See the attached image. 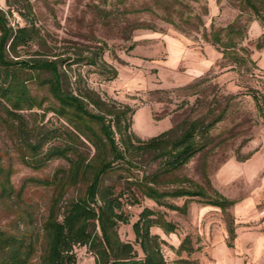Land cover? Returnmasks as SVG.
<instances>
[{
	"label": "rangeland",
	"instance_id": "obj_1",
	"mask_svg": "<svg viewBox=\"0 0 264 264\" xmlns=\"http://www.w3.org/2000/svg\"><path fill=\"white\" fill-rule=\"evenodd\" d=\"M11 1H17L22 14L12 10L9 23L35 25L46 41L22 49V57L36 53L70 57L71 72L81 73L82 79L76 82L73 77L66 86L74 91L88 86L105 100L129 105L134 111L132 131L140 138L147 140L174 125L181 130L185 121L196 117L209 121L225 113L211 131V144L177 175L205 186L208 177L213 189L236 201L229 209L236 232L233 246L227 244V217L219 207L195 199L189 202L187 212L181 213L140 195L131 182L156 169L157 162L148 156L139 157L130 171L121 166L105 178V184L125 192L129 223L120 225V238L134 243L132 225L148 207L177 226L170 234L152 228L166 243L167 264H236L238 260L264 264V26L251 6L242 0ZM251 1L264 15V0ZM0 9L9 11L7 0H0ZM234 22L238 31L231 38L238 43L236 52L244 60L242 64L235 62L234 50L223 56L204 36H210L212 29L220 30L227 41L228 25ZM100 48L104 49L103 59L118 71L114 79L104 73L100 62L95 66L73 62ZM30 87L34 94L46 93L33 83ZM24 114L37 123L43 111ZM48 119L67 126L53 113L45 121ZM83 142L80 149L91 159L94 148ZM0 167L10 170L12 187L9 195L0 188V229H24L30 223L40 226L48 215L54 189L41 181L69 169V162L56 159L41 169L26 166L0 125ZM84 185L81 182L68 189L64 206L83 193ZM132 193L139 201L136 204H132ZM185 200L171 198L168 202L182 206ZM185 237L195 251L177 254ZM74 252L76 264H95L87 247L76 246ZM32 264H41L39 256Z\"/></svg>",
	"mask_w": 264,
	"mask_h": 264
},
{
	"label": "trees",
	"instance_id": "obj_2",
	"mask_svg": "<svg viewBox=\"0 0 264 264\" xmlns=\"http://www.w3.org/2000/svg\"><path fill=\"white\" fill-rule=\"evenodd\" d=\"M242 1L251 6L264 26L259 7L251 0ZM16 2L7 0L9 11L0 9V125L26 166L41 169L52 160L64 159L70 167L56 172L53 179L41 181L54 189L48 215L40 226L30 223L24 229H0V264H32L38 256L41 264H76V246L87 247L95 257V264H167L163 252L166 243L152 233V228L159 227L170 234L176 231V224L163 213L145 207L132 225L134 243L123 241L119 227L129 223L124 211L125 192L105 184L110 172L121 166L130 171L141 156L151 157L157 164L156 169L145 171L141 178L131 182L140 195L181 213H186L189 202L195 199L219 207L227 217V244L232 247L236 232L229 209L236 201L213 189L208 177L205 186L177 175L211 144V131L225 113L209 121L196 117L185 121L181 130L174 125L147 140L140 138L132 131L134 111L129 105L105 100L88 86L78 87L76 91L66 86V81L73 77L76 82L82 79L81 73L71 72L70 57L49 58L39 53L22 57V49L46 41L35 25L9 23L12 10L22 14ZM235 22L228 25L227 41L221 37L220 30L212 29L210 36H204L223 56L234 50L235 62L242 64L244 60L236 52L238 43L231 38L238 31ZM139 28L152 29L150 25ZM257 46L262 47L259 43ZM103 51L100 48L91 55H79L73 62L93 66L100 62L104 73L114 79L118 71L103 59ZM31 83L46 93L34 94ZM254 98L261 108L259 98ZM35 109L43 111L37 123L24 114ZM49 113L67 126L45 121ZM84 140L94 148L91 159L80 149L79 143L83 144ZM0 176L1 191L9 195L10 170L0 167ZM81 182L85 183L83 193L64 206L68 189ZM167 184L171 187H165ZM132 195V204L138 203L135 193ZM181 197L186 198L182 206L168 202ZM189 242V237H185L176 253H193L195 249Z\"/></svg>",
	"mask_w": 264,
	"mask_h": 264
},
{
	"label": "crops",
	"instance_id": "obj_3",
	"mask_svg": "<svg viewBox=\"0 0 264 264\" xmlns=\"http://www.w3.org/2000/svg\"><path fill=\"white\" fill-rule=\"evenodd\" d=\"M234 264V263H233ZM236 264H245L244 263V261H242V260H238V263H236Z\"/></svg>",
	"mask_w": 264,
	"mask_h": 264
},
{
	"label": "bare ground",
	"instance_id": "obj_4",
	"mask_svg": "<svg viewBox=\"0 0 264 264\" xmlns=\"http://www.w3.org/2000/svg\"><path fill=\"white\" fill-rule=\"evenodd\" d=\"M136 124H137V127L139 128V123L137 122Z\"/></svg>",
	"mask_w": 264,
	"mask_h": 264
}]
</instances>
